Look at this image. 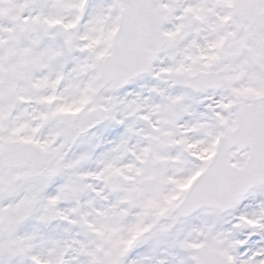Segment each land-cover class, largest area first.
Returning <instances> with one entry per match:
<instances>
[{"label":"snow or ice","instance_id":"1","mask_svg":"<svg viewBox=\"0 0 264 264\" xmlns=\"http://www.w3.org/2000/svg\"><path fill=\"white\" fill-rule=\"evenodd\" d=\"M0 264H264V0H0Z\"/></svg>","mask_w":264,"mask_h":264}]
</instances>
